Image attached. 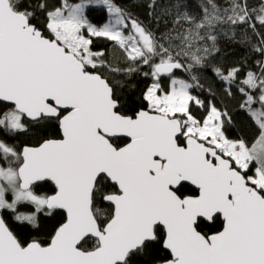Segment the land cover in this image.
Returning <instances> with one entry per match:
<instances>
[{
	"label": "snow or ice",
	"instance_id": "1",
	"mask_svg": "<svg viewBox=\"0 0 264 264\" xmlns=\"http://www.w3.org/2000/svg\"><path fill=\"white\" fill-rule=\"evenodd\" d=\"M91 5L106 8L102 27ZM147 7L159 34L116 0H0V134L28 141L0 138V212L37 231L54 213L63 221L44 246L22 243L0 216V264H264V0ZM90 37L114 42L128 65H111ZM222 39L258 55L259 69L243 70L246 57L225 66ZM104 70L150 78L139 99L130 84L134 115ZM206 73L224 96L235 88L251 125L211 102ZM252 127L250 140L240 134ZM221 218L222 230L203 231Z\"/></svg>",
	"mask_w": 264,
	"mask_h": 264
},
{
	"label": "trees",
	"instance_id": "2",
	"mask_svg": "<svg viewBox=\"0 0 264 264\" xmlns=\"http://www.w3.org/2000/svg\"><path fill=\"white\" fill-rule=\"evenodd\" d=\"M69 2H78V0H69ZM150 0H116V3H118L120 6L124 7L128 11H130L135 17H137L139 20L143 21L145 24H147L154 32L159 34L161 31H163V24H160L157 26L156 22L153 21L149 15V9L147 7ZM221 4L224 3V0H219ZM250 2L255 3V0H250ZM88 18L91 22L96 23L98 25H101L108 20V13L106 9L103 6H96L91 5L87 10ZM239 38V37H238ZM92 49L93 51H103L104 58L108 60V62L119 68H124L128 65V61H126L123 53L114 47V42L109 41L107 38L104 37H94L92 39ZM221 47L223 49V52L226 54V59L222 60V63L225 66H232L236 64L238 61L241 60L242 57H246L247 63L243 66V70L252 69V70H258L259 66L255 65V61L259 59L258 55L251 54L246 46L240 44V43H234L230 42L228 40H221ZM142 71H148L147 66H141ZM103 75L107 76L114 84V86L117 88L119 96L122 98L121 104V113L124 115H134V112L130 110V107H124V105L129 104V94L133 91L130 84L134 83L136 85L135 89V95L136 98L139 99L140 93L145 89V87L151 82L150 78H144L142 75H135L133 77H127L125 75L121 74H115V73H109L107 70H104L102 72ZM176 75L178 77H182L184 79H188V74L181 72L180 70L176 71ZM120 81V84H117L116 82ZM165 82L167 83V79L165 78ZM205 85V89L208 87L209 83L213 84V90L216 92V98L215 100H211V97H209V94L201 89H194L193 95L198 96L202 100H211L212 103H215L218 108L227 109L230 115H233L235 120L239 123L241 120L247 121L249 125H251V121L247 120V117H245L242 113V111L239 109V104L242 100V97L239 93L236 92L235 88L233 89L234 95L233 97H226L222 94L220 84L215 82L214 78L211 77V73H206L205 77L201 81ZM138 109H147V106L142 101L136 105ZM190 111L198 118L202 119L206 117V110L199 108L195 105H190ZM255 133V128H246L243 132H241V135H244L246 139H251L252 135ZM236 131L232 130L230 131V135L235 138ZM51 138H59L61 137L58 132L53 130L50 133ZM0 138L7 140L9 143H15L17 146L23 145L25 143H28L27 138L24 136H19L15 141L9 139L7 136H3L0 134ZM128 140L125 138H120L114 140V143H116L118 146H122L125 143H127ZM33 146H36L33 142ZM54 187V185H51V182H49V187L45 188L44 191H49V188ZM189 189H194L188 185ZM114 190V189H111ZM196 194V191H186L184 195H194ZM21 211H29L31 210L29 208H21ZM108 206L106 205L104 208V211L107 213ZM64 216L63 210H59ZM6 223L9 225L11 230L17 235V237L21 240L22 243L27 244L33 239L38 240L41 244L45 245L48 244L52 235L54 234V228L59 226V223L63 222L59 217L56 216L54 213L53 216H47L44 217V223L42 225V228L37 231L34 230L30 225L27 227L21 225L19 222L15 221L13 219V216L10 212L4 211L1 212ZM222 229V220L220 225L218 226H210L208 228H205L203 231L207 234L214 233L216 231H219ZM95 246V239L89 238L88 243L84 245L86 249H92ZM163 256H167V251H162L160 253Z\"/></svg>",
	"mask_w": 264,
	"mask_h": 264
},
{
	"label": "water",
	"instance_id": "3",
	"mask_svg": "<svg viewBox=\"0 0 264 264\" xmlns=\"http://www.w3.org/2000/svg\"><path fill=\"white\" fill-rule=\"evenodd\" d=\"M146 110V109H145ZM59 138H61V137H59ZM59 138H56V139H59ZM125 139H127L128 140V142L127 143H129L130 142V138H127V137H124ZM126 144V143H125ZM122 146H124V145H122ZM190 187H192V188H194L195 189V186L194 185H191L190 183L188 184ZM197 192H198V189H197ZM198 194V193H197ZM0 216H3L2 215V213L0 212ZM65 217H66V214H65ZM4 218V217H3ZM221 220H222V218H221ZM222 230V229H221ZM220 231V230H219ZM215 233V232H214ZM214 233H211V234H214ZM211 234H209V235H211ZM54 235V234H53ZM32 241V240H31ZM30 241V242H31ZM50 241H51V239H50ZM50 241H49V243H50ZM29 243V242H28ZM43 245V244H42ZM47 244H45L44 246H46Z\"/></svg>",
	"mask_w": 264,
	"mask_h": 264
},
{
	"label": "rangeland",
	"instance_id": "4",
	"mask_svg": "<svg viewBox=\"0 0 264 264\" xmlns=\"http://www.w3.org/2000/svg\"><path fill=\"white\" fill-rule=\"evenodd\" d=\"M96 6H102V5H96ZM106 9V8H105ZM107 11V10H106ZM90 20V19H89ZM108 20H109V17H108ZM108 20H107V22H108ZM91 22V21H90ZM107 22H105V23H107ZM91 23H93V22H91ZM105 23H103V24H101V25H98V24H96V23H93L94 25H96L97 27H102ZM85 35L86 36H88V33L87 32H85ZM91 39H94V37H90ZM180 78H182V77H180ZM184 79V78H183ZM204 118H202L201 120H203Z\"/></svg>",
	"mask_w": 264,
	"mask_h": 264
},
{
	"label": "flooded vegetation",
	"instance_id": "5",
	"mask_svg": "<svg viewBox=\"0 0 264 264\" xmlns=\"http://www.w3.org/2000/svg\"><path fill=\"white\" fill-rule=\"evenodd\" d=\"M198 192H197V190H196V194H197ZM195 195V194H194Z\"/></svg>",
	"mask_w": 264,
	"mask_h": 264
}]
</instances>
